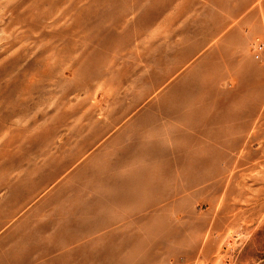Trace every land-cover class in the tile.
Segmentation results:
<instances>
[{"label":"rangeland","instance_id":"374dc122","mask_svg":"<svg viewBox=\"0 0 264 264\" xmlns=\"http://www.w3.org/2000/svg\"><path fill=\"white\" fill-rule=\"evenodd\" d=\"M0 264H264V0H0Z\"/></svg>","mask_w":264,"mask_h":264}]
</instances>
